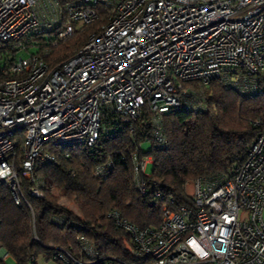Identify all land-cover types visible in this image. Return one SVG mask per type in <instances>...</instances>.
Masks as SVG:
<instances>
[{
  "label": "built area",
  "instance_id": "2783aa9c",
  "mask_svg": "<svg viewBox=\"0 0 264 264\" xmlns=\"http://www.w3.org/2000/svg\"><path fill=\"white\" fill-rule=\"evenodd\" d=\"M99 19L103 22L86 41L56 66L26 49V35H48L44 42L55 47ZM7 48L17 51L0 52V181L19 204L24 191L42 198L34 165L54 161L49 144L90 146L107 120L130 126L146 109L153 141L163 146L162 114L202 109L204 88L212 81L254 94L264 79V0H0V51ZM140 148L141 143L129 159L133 185L145 194L151 158ZM109 168L110 163L102 164L95 175ZM19 174L30 182L26 190ZM185 193L191 204L175 210L162 205L156 227L139 228L118 211L107 212L131 235L133 260L99 257L82 235L76 237L77 252L56 249L51 259L58 264H264V124L230 175L192 178ZM0 254L3 262L7 253Z\"/></svg>",
  "mask_w": 264,
  "mask_h": 264
},
{
  "label": "trees",
  "instance_id": "16d2710c",
  "mask_svg": "<svg viewBox=\"0 0 264 264\" xmlns=\"http://www.w3.org/2000/svg\"><path fill=\"white\" fill-rule=\"evenodd\" d=\"M102 22L99 19L81 26L72 38L55 47H47L50 42L45 43L48 39L43 36L26 35L23 39L27 50L37 46L35 53L56 66ZM16 51L7 48L0 52L13 56ZM204 95L202 109L172 108L162 114L167 140L163 146L153 141L146 109L130 126L107 120L90 146H46L55 155L54 161L37 160L34 165V176L42 182V198L24 191L25 200L16 204L8 186L0 181V250L15 264H35L39 255L52 260L56 249L77 252L76 237L82 235L93 243L99 257L133 260L131 235L107 217V212L116 210L126 222L139 228L156 227L162 205L175 210L191 204L185 193L189 180L230 175L262 130L264 79L258 80L252 95L224 88L218 80L204 88ZM143 142H148L149 148L142 150L141 146L140 154L152 160L145 178V194L133 185L129 159ZM105 163H110V168L101 176L95 175L96 168ZM16 170H20L19 161ZM20 180L26 190L30 182ZM55 218L64 223L57 224ZM96 264H103V260Z\"/></svg>",
  "mask_w": 264,
  "mask_h": 264
},
{
  "label": "rangeland",
  "instance_id": "374dc122",
  "mask_svg": "<svg viewBox=\"0 0 264 264\" xmlns=\"http://www.w3.org/2000/svg\"><path fill=\"white\" fill-rule=\"evenodd\" d=\"M48 35H45V38H47ZM34 50V48H32ZM19 55H25L24 51L19 52ZM142 150H147L149 148V143L148 142H143L142 143ZM148 163L146 164L145 167V173L149 174L152 168V161L150 159H148ZM262 219H263V223H264V210L262 212ZM1 255L0 254V259H1ZM2 264H15L14 260L12 257H10L9 255L5 256V258L3 259ZM35 264H57L55 261L52 260H45V256L43 255H39L37 256L36 260H35Z\"/></svg>",
  "mask_w": 264,
  "mask_h": 264
},
{
  "label": "crops",
  "instance_id": "0c3cea01",
  "mask_svg": "<svg viewBox=\"0 0 264 264\" xmlns=\"http://www.w3.org/2000/svg\"><path fill=\"white\" fill-rule=\"evenodd\" d=\"M262 221H263V219H262ZM264 224V223H263Z\"/></svg>",
  "mask_w": 264,
  "mask_h": 264
}]
</instances>
